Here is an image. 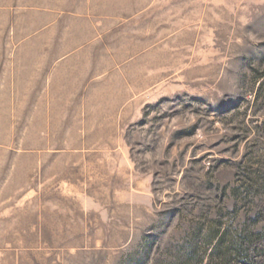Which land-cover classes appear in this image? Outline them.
<instances>
[{
    "label": "rangeland",
    "instance_id": "374dc122",
    "mask_svg": "<svg viewBox=\"0 0 264 264\" xmlns=\"http://www.w3.org/2000/svg\"><path fill=\"white\" fill-rule=\"evenodd\" d=\"M0 264H264V0H0Z\"/></svg>",
    "mask_w": 264,
    "mask_h": 264
},
{
    "label": "bare ground",
    "instance_id": "6f19581e",
    "mask_svg": "<svg viewBox=\"0 0 264 264\" xmlns=\"http://www.w3.org/2000/svg\"><path fill=\"white\" fill-rule=\"evenodd\" d=\"M95 1H103V0H95ZM62 2V1H61Z\"/></svg>",
    "mask_w": 264,
    "mask_h": 264
}]
</instances>
